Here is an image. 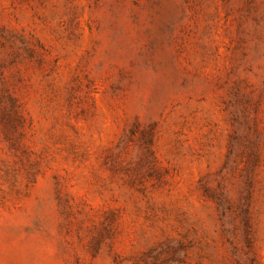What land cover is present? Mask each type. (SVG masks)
I'll list each match as a JSON object with an SVG mask.
<instances>
[{"label": "rangeland", "instance_id": "1", "mask_svg": "<svg viewBox=\"0 0 264 264\" xmlns=\"http://www.w3.org/2000/svg\"><path fill=\"white\" fill-rule=\"evenodd\" d=\"M0 264H264V0H0Z\"/></svg>", "mask_w": 264, "mask_h": 264}]
</instances>
